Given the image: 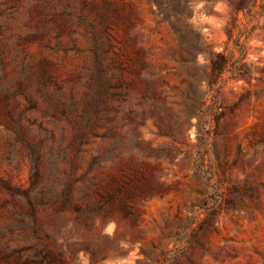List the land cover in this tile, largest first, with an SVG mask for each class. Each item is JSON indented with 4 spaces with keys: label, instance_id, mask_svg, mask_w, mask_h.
I'll return each instance as SVG.
<instances>
[{
    "label": "rangeland",
    "instance_id": "374dc122",
    "mask_svg": "<svg viewBox=\"0 0 264 264\" xmlns=\"http://www.w3.org/2000/svg\"><path fill=\"white\" fill-rule=\"evenodd\" d=\"M39 3L73 14L55 23L39 18L30 23ZM238 3L0 0V11L17 8L14 18L0 16V24L9 26L0 32L9 78L27 53L48 62L50 90L74 86L91 61V23L103 58L121 67L114 74L128 92L115 138H91L74 157L67 122L47 116L55 109L40 93L0 90V179L15 191L0 186L1 244L12 249L48 244L55 264H264V14L261 0L247 12L237 13ZM39 27L47 31L43 40L25 38ZM228 27L234 28L231 41ZM245 29L251 35L243 62L252 77L229 80L202 110L195 96L208 89L210 55L201 43L234 62L241 58L235 41ZM73 40L79 52L57 49ZM130 112L133 121L126 118ZM62 127L66 140L57 172L49 155L56 143L46 141L45 129L55 130L58 139ZM41 141L36 185L33 150ZM94 156L99 164L74 183L71 202L63 204L57 193L69 180L72 163L79 178ZM91 184L89 202L100 201L102 210L80 213L74 205Z\"/></svg>",
    "mask_w": 264,
    "mask_h": 264
},
{
    "label": "trees",
    "instance_id": "16d2710c",
    "mask_svg": "<svg viewBox=\"0 0 264 264\" xmlns=\"http://www.w3.org/2000/svg\"><path fill=\"white\" fill-rule=\"evenodd\" d=\"M258 0H239L236 6L237 13L241 11H249L253 6L257 5ZM261 15L264 14V0H261L260 4ZM17 14V8L15 5H9L5 10L0 11V16H8L14 18ZM73 13L63 10L58 12L54 7L42 5L41 3L34 5V8L30 15V23L35 19H43V24L55 23L58 17L70 16ZM82 23L86 22L83 17H79ZM237 21V19H235ZM88 33L91 34L93 40V47L90 49L91 61L83 67L82 73L75 81V85L64 89L61 86L55 85L53 90L50 87L53 83L52 75L49 73L48 62L46 60L35 61L30 58L27 53H24L20 59H18L15 68V74L12 78H9L5 73L6 64L3 60V51H0V81H4V84H0V90H6L13 94H23L28 91H36L45 99L49 107L55 109V111L47 116L54 120L61 122L66 121L71 131V137L69 140V147L71 148L74 157L81 152L82 147L89 143L91 138L102 139L107 136L112 139L116 136V122L119 113L122 111V103L128 98V92L124 91V83L119 80L115 70H122L121 67L115 66L113 63H107L103 58L104 50L102 44L99 42V36L93 24L88 23ZM43 28V29H42ZM8 25L0 24V32L8 30ZM61 30V29H60ZM60 31H57L59 34ZM47 31L44 27H39L35 31L29 33L25 38L30 40H43ZM250 31L245 29L238 39L235 41L236 50L241 52V58L232 62L224 52H215L208 47L202 48L206 50L209 55L210 74L205 76V80L208 83V89L205 90L202 97H196L195 101L201 105V108H205L210 97H217L221 89L227 86L229 80L238 81L244 77H252L249 64L243 62L245 56L248 55L247 44L250 39ZM245 37L243 41L241 38ZM234 38V28L228 27V41ZM75 40H73L72 46H65L62 44L57 45V49L63 50L67 53L70 50L79 52L75 47ZM46 48L55 49L49 45H45ZM140 76V71L137 70ZM230 73L228 79L223 80V76ZM219 84V85H218ZM211 91H215V96L211 95ZM155 98V97H153ZM30 106L35 107V103L29 99ZM117 102V103H116ZM217 102V101H216ZM218 109V106L214 110ZM126 118L130 121L134 119L131 117V112L126 115ZM201 120V119H200ZM103 127H107V131L99 132ZM60 137L57 139L55 136V130H47L46 141L56 143V147L49 152L50 158L53 160V165L57 172L58 162L61 158L63 148L62 145L66 140V129L62 127L60 130ZM45 141H41L38 148L33 150L34 159V184L39 185L41 174L38 166L43 159V155L40 154L41 148ZM49 148V146H47ZM50 149V148H49ZM115 150V147L113 148ZM99 156H94L88 165V168L84 174L79 178L74 176L77 171V164L72 163L70 169V176L68 182L65 184L64 190L59 194L62 203L67 204L72 200L73 185L77 181H84L88 173L99 164ZM57 183V179L55 180ZM93 184L85 186L81 189L83 195L79 198L81 204H75L74 208L80 213L97 214L102 210V204L100 201L95 203L89 202L90 191ZM0 186L8 191L15 192L13 187L4 179H0ZM40 189L42 187L40 186ZM40 200L43 201V193L40 190ZM232 202V201H230ZM232 204V203H230ZM233 206V205H232ZM33 250V254L26 255V252ZM12 258L15 261L12 263ZM55 264L54 252L48 244L39 246L38 244H29L27 246L11 248L10 244L6 242L1 244L0 242V264Z\"/></svg>",
    "mask_w": 264,
    "mask_h": 264
},
{
    "label": "clouds",
    "instance_id": "9594fccd",
    "mask_svg": "<svg viewBox=\"0 0 264 264\" xmlns=\"http://www.w3.org/2000/svg\"><path fill=\"white\" fill-rule=\"evenodd\" d=\"M197 7H201V5H198ZM201 21H204L205 18L204 17H200ZM193 23H195V20H193Z\"/></svg>",
    "mask_w": 264,
    "mask_h": 264
}]
</instances>
